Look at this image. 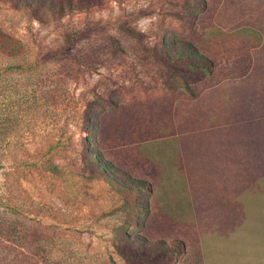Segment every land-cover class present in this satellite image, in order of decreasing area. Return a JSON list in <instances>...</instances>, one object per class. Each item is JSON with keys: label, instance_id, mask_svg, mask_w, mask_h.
<instances>
[{"label": "rangeland", "instance_id": "1", "mask_svg": "<svg viewBox=\"0 0 264 264\" xmlns=\"http://www.w3.org/2000/svg\"><path fill=\"white\" fill-rule=\"evenodd\" d=\"M254 27L264 30V0H0V33L21 46L15 56L0 53V113L16 120L3 137L9 148L22 145L16 159L43 164L23 165L14 175L0 169V264H124L113 247L114 229L131 209L113 185L91 177L90 161L82 168L74 146L79 127L92 128L97 115L99 140L94 136L92 149L120 169H136L139 146L146 154L152 139L173 135L169 117L176 98L245 74L248 69L231 64L223 47ZM11 65L21 69L6 72ZM252 71L254 78L233 83L257 85L264 99V57ZM50 160L63 165L64 174L49 170ZM179 188L183 192L182 183ZM233 193L240 206L250 204L227 209L246 221L241 261L232 263L264 264V180L254 198L241 183ZM148 196L144 226L129 231L168 245L190 240L169 263L199 264L187 218L159 217L160 193ZM130 245L136 250V241ZM152 251L157 260L165 257Z\"/></svg>", "mask_w": 264, "mask_h": 264}, {"label": "crops", "instance_id": "2", "mask_svg": "<svg viewBox=\"0 0 264 264\" xmlns=\"http://www.w3.org/2000/svg\"><path fill=\"white\" fill-rule=\"evenodd\" d=\"M260 28H252L251 35L250 31L235 34L236 41L223 47L231 64L248 69L245 74L224 76L194 95L176 98L169 117L173 135L152 139L148 153L140 152L144 159L139 155L136 159L143 163L150 194L160 193L159 217L167 212L168 216L187 218L191 224L188 239L195 241L199 264L241 261V225L246 221L227 209L249 206H240L234 198L233 189L240 183L252 198L263 185V90L257 85L240 88L233 83L255 75V62L264 57V30ZM252 36L258 40L252 42ZM184 206L187 210L178 215ZM188 242V246L184 242L187 248L192 243Z\"/></svg>", "mask_w": 264, "mask_h": 264}, {"label": "trees", "instance_id": "3", "mask_svg": "<svg viewBox=\"0 0 264 264\" xmlns=\"http://www.w3.org/2000/svg\"><path fill=\"white\" fill-rule=\"evenodd\" d=\"M0 34V38H2V41L0 42V53L5 56L17 55L21 50V46L16 44L18 39L7 33ZM3 40L8 43L5 44ZM67 40H71L70 35H67ZM14 42L16 43L14 44ZM211 64L212 61H209L207 65ZM20 69V65H11L6 67L5 71L14 72ZM206 71L209 72L208 69ZM194 94L195 93H193V95ZM90 114L91 112H88L87 116H90ZM98 121V116L94 115L92 128L82 126L79 127V140L74 146L76 148L75 152L78 155H82V168L86 167V160H88V162L90 161L89 168L91 170V177H102L109 184L113 185L118 191H120L121 194H123L124 198L127 200V209H131V211L129 210L127 212V219L120 226L114 229L117 240L115 241L116 244L113 245L115 253L124 261V264H171L169 262L175 259L176 256L185 249V244L182 240L173 239L171 240V245H168V241L164 239L151 241V239L146 238L141 233L139 234V232L134 234L132 231H129L131 227L143 225L145 222L144 220L150 211V197L148 196L150 195V184L144 177L145 175H143V165H139V169L137 168L136 170H130L123 166L122 168L125 170L122 168L120 169L119 167L121 166L118 163L112 159L109 160L105 157L104 159L102 156L103 154H101L99 150L97 151L92 149V144H95L94 136H96L95 139L97 142L99 140V134H97V132L100 125ZM15 125L16 120H13V117H9L3 112L0 113V169L7 168L9 175H14L15 173L19 172V168L23 165H26L28 168H41L43 165L42 164L39 166L37 162L29 163L28 161L23 163V161L21 162L19 159H16L15 153L22 145L17 141L11 144L12 148H9L10 141H5L6 139L3 137L14 131ZM84 132H87V134L82 135ZM91 136H93L92 141L90 140ZM81 146L82 148H80ZM140 147L141 146H139L138 151L143 153L145 146L144 150L142 151L139 150ZM54 148L55 145H52L48 150H52ZM8 149L12 152L10 155L14 156H12V163L10 165H5L3 158H5V160L10 158V156H8ZM143 159V156H140V160L142 161ZM50 162L49 170H51L56 175L64 174L65 167H63V165L58 162H52V160H50ZM116 164L119 167H117ZM136 165H138V163ZM145 193L148 194L146 198ZM8 208H10V210L15 212L17 215L22 214L18 205H11ZM134 241L137 242L136 250L132 245H130V243ZM149 247L158 251H162L165 257L160 260L155 259L154 255L152 257V254L154 253L152 250L154 249H150Z\"/></svg>", "mask_w": 264, "mask_h": 264}, {"label": "clouds", "instance_id": "4", "mask_svg": "<svg viewBox=\"0 0 264 264\" xmlns=\"http://www.w3.org/2000/svg\"><path fill=\"white\" fill-rule=\"evenodd\" d=\"M33 25L35 26V27H39V24H38V22L37 21H35V20H33Z\"/></svg>", "mask_w": 264, "mask_h": 264}]
</instances>
